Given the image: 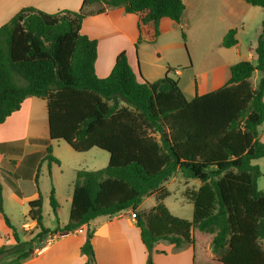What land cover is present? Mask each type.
<instances>
[{
    "label": "trees",
    "instance_id": "16d2710c",
    "mask_svg": "<svg viewBox=\"0 0 264 264\" xmlns=\"http://www.w3.org/2000/svg\"><path fill=\"white\" fill-rule=\"evenodd\" d=\"M244 1L264 8V0ZM97 3L103 6L87 10ZM119 7L143 14L142 24H154L155 38L163 18L179 24L185 11L182 0H83L79 11L47 14L24 8L0 27V124L26 99L39 98L46 101L49 126L42 161L60 164L52 141H64L78 153L98 148L109 154L106 167L76 172L69 221L63 227H45L40 194L29 202L27 218L38 233L25 242L5 213L0 180V214L16 241L0 246V259H27L36 241L131 210L148 252L147 264H154L151 254L161 241L176 247L194 244L193 230L213 236L212 253L221 264H264V191L258 188L262 171L254 163L264 158L259 137L264 122V22L254 48L257 64L232 65L225 86L189 101L169 74L154 83L139 80L124 52L107 78L96 75L98 43L81 33L83 20ZM182 39L186 47L184 31ZM237 44L236 30H230L222 46ZM257 70L262 77L254 89L250 79ZM23 153V141L0 143L2 155ZM12 164L17 167L18 162ZM179 171L186 180L202 184L188 193L191 221L174 216L164 204L170 194L163 185ZM154 192L160 193L154 208L139 212ZM16 194L23 197L18 190ZM50 205L57 218L54 188ZM92 238L88 230L81 248L84 264L96 263Z\"/></svg>",
    "mask_w": 264,
    "mask_h": 264
},
{
    "label": "crops",
    "instance_id": "0c3cea01",
    "mask_svg": "<svg viewBox=\"0 0 264 264\" xmlns=\"http://www.w3.org/2000/svg\"><path fill=\"white\" fill-rule=\"evenodd\" d=\"M182 1L185 5V11L181 22L178 24L169 18H163L160 21V34L157 38H155V26L153 23L142 24L143 14H128L121 7L106 9L101 14L86 17L82 23L81 33L90 39L96 40L98 43V57L95 62L96 75L99 78H107L115 66L117 57L124 52L127 55L130 67L139 80L143 78L150 83H154L166 74L170 76L171 73H174L176 76H182L185 71H181V69L189 70L192 65L186 52L183 50L184 53H180V49L184 48V42L177 41V34H180V31H184L187 42L191 31H202L214 39V44H216L217 50L221 53L222 67L227 70V75L216 74L210 76L207 73H194L189 94L191 96L190 100L197 94L204 95L225 86L230 78L231 66L237 63L235 60L241 58V51L238 49L240 45L239 34L249 29L255 14L260 9L264 10V8L251 6L244 0ZM82 3L83 0H0V27L7 24L24 8L32 7L47 14H55L63 11H79ZM87 10H90V8H87ZM262 23L259 25L260 29L255 41L250 45L249 58L252 61L255 60L254 48L261 34ZM233 29L236 30L238 44L231 48H224L222 46L223 38ZM140 38L142 41L138 43ZM252 64L256 65L257 63ZM168 68L173 71L168 72ZM33 98L26 99L19 111L13 113L6 122L0 124V143L24 142V154L20 157L0 154L1 168L5 164L9 166L13 161H17V166L19 167L28 156L37 155L38 152L34 148L29 151L31 145L39 147L41 152L46 154V145L42 141L48 140L49 136L34 135V126L31 119L34 106ZM259 137L264 142V122L259 127ZM31 141L35 143L32 144ZM92 150L93 148L90 151ZM43 159L44 156L40 161ZM105 162H109V157L107 160L105 159ZM256 163L262 171V177L258 180V188L264 191V158L257 160ZM17 171L15 172L17 173ZM177 176L178 174L176 173L172 180H178ZM181 177H183L182 174ZM184 181V193L186 194L189 192L190 182L185 178ZM163 186L170 194L169 182L167 181ZM15 189H13L12 197L22 204L38 198V193H34L30 197H19ZM166 200L167 198L164 200V204ZM68 202L71 207L72 196ZM147 203L148 206L146 207ZM155 205L156 195H150L144 199L138 211L149 212ZM165 206L168 208L166 204ZM169 211L172 213L171 210ZM131 214V210H126L113 217H99L75 232L57 234L41 241H36L33 244V254L29 258L20 260L15 255L5 256L0 259V264H84L86 258L82 256L81 248L86 240L88 230L93 232L92 245L95 264H147L148 252L141 239V229L136 218H132ZM172 214L191 221L193 206L191 218L181 217L175 213ZM25 219H28L27 216H25ZM68 221L64 219L62 224L58 222V225L63 227ZM28 225L35 236L38 233L36 223L30 221ZM15 227L18 230H24V223H22L20 229L17 226ZM198 233L201 232L192 231L194 239V244L192 245L186 244L176 247L166 241L157 243L151 254L153 263L221 264L215 260L212 253L213 236L202 233L207 236L205 239L201 237L202 239L199 240L197 237ZM33 237L30 233L20 235V239L23 242L29 241ZM15 244L16 241L12 230L6 226L3 216L0 214V246H13Z\"/></svg>",
    "mask_w": 264,
    "mask_h": 264
},
{
    "label": "rangeland",
    "instance_id": "374dc122",
    "mask_svg": "<svg viewBox=\"0 0 264 264\" xmlns=\"http://www.w3.org/2000/svg\"><path fill=\"white\" fill-rule=\"evenodd\" d=\"M94 6V7H93ZM90 6L89 11H97L103 5L97 3ZM264 21V10L260 9L254 16V20L249 25V29L239 34L238 40L240 45L238 49L241 51V58H238L237 63L241 61H249L256 64V60L252 61L249 58L250 45L259 32V25ZM177 41L181 42L182 32L177 34ZM184 42V41H183ZM213 42V43H212ZM214 39L204 32L191 31L189 38L184 45L183 49H180V53L183 54L184 51L187 54L188 59L192 65L189 70L181 69L185 71L182 76H176L171 73L170 76L178 81V85L182 90L186 99L190 100V91L192 88V75L207 73L210 76L216 74H221L222 76L227 75V70L223 69V64H221L220 52L214 44ZM184 50V51H183ZM179 53V54H180ZM178 68V67H177ZM262 77L260 71H255L250 83L253 88H256ZM34 106L31 113L32 124L34 126V135L36 136H49V126H48V112L46 102L39 98H33ZM34 144V141H31ZM38 143V142H37ZM51 147L53 150V155L60 160V165L51 164L48 162H41L40 159L45 157V152H41L39 147L30 146L29 151L34 150L38 152L37 155L28 156L24 162L17 168L14 164L10 163L9 166L5 164L3 166V171L0 173V180L3 185L4 191V210L8 217L12 220L13 224L19 229L22 223H24V230H18L19 235L28 234L33 237L34 233L30 229L28 223L29 219H25L29 209L28 204H22L12 197L13 189L20 191L23 197H30L34 193H38L43 199V217L44 224L46 228L54 230L58 222L62 224L64 219L68 221L70 201L73 191V185L76 180L77 170H99L107 166L108 162L105 159L109 157V154L98 148H93L92 151L86 153H78L74 151L66 142L64 141H52ZM24 154V153H23ZM39 162V164H37ZM255 164L256 161H255ZM16 170L17 173L15 172ZM38 173V183H35V175ZM16 173V174H15ZM178 180H172L170 178L169 191L170 196L166 200V205L172 213L178 214L181 217L191 218L192 215V200L188 193L197 191L201 182L199 180H189V192L184 193V178L181 177V172H177ZM52 188H54L56 199L59 203V215L56 216L53 213L52 207L50 205V195ZM165 190H167L164 187ZM158 196L159 192H154L151 195ZM12 197V198H11ZM148 206V203L146 207ZM27 230V231H26ZM198 239L206 238L207 235L198 233ZM205 237H203V236ZM202 237V238H201Z\"/></svg>",
    "mask_w": 264,
    "mask_h": 264
},
{
    "label": "built area",
    "instance_id": "2783aa9c",
    "mask_svg": "<svg viewBox=\"0 0 264 264\" xmlns=\"http://www.w3.org/2000/svg\"><path fill=\"white\" fill-rule=\"evenodd\" d=\"M131 217L136 218V212H132Z\"/></svg>",
    "mask_w": 264,
    "mask_h": 264
}]
</instances>
